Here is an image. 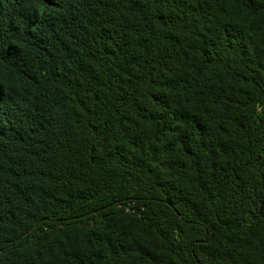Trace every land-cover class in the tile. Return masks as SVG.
I'll use <instances>...</instances> for the list:
<instances>
[{
  "label": "trees",
  "instance_id": "1",
  "mask_svg": "<svg viewBox=\"0 0 264 264\" xmlns=\"http://www.w3.org/2000/svg\"><path fill=\"white\" fill-rule=\"evenodd\" d=\"M0 264H264V0H0Z\"/></svg>",
  "mask_w": 264,
  "mask_h": 264
}]
</instances>
